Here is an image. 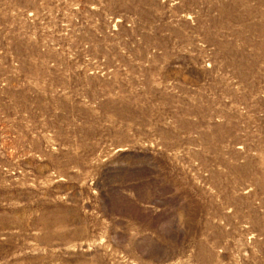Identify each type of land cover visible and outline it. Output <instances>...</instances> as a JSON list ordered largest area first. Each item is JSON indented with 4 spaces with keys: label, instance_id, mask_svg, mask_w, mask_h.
Masks as SVG:
<instances>
[{
    "label": "rangeland",
    "instance_id": "obj_1",
    "mask_svg": "<svg viewBox=\"0 0 264 264\" xmlns=\"http://www.w3.org/2000/svg\"><path fill=\"white\" fill-rule=\"evenodd\" d=\"M0 264H264V0H0Z\"/></svg>",
    "mask_w": 264,
    "mask_h": 264
}]
</instances>
